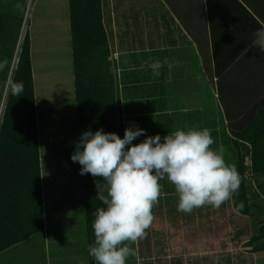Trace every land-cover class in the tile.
Instances as JSON below:
<instances>
[{
  "label": "crops",
  "instance_id": "obj_1",
  "mask_svg": "<svg viewBox=\"0 0 264 264\" xmlns=\"http://www.w3.org/2000/svg\"><path fill=\"white\" fill-rule=\"evenodd\" d=\"M25 1L18 0L12 3L11 0H4L2 3L0 1V26L7 25L6 22L16 24L11 18L22 20ZM124 2V0L120 1V5L122 6ZM116 7L115 0H101L102 20L109 45L111 69L114 74L115 100L121 137L125 127L133 124L145 129L147 132L144 135H154L155 129L162 128V138L168 131L207 128L213 140L209 147L215 151L222 150L221 143L226 141L222 134L224 132L228 137L229 132L225 128L226 115L221 102L222 95L218 92L217 80L222 86L221 89L226 90L225 96L229 97V101L233 98V101L238 104L242 94L255 96V100L250 104V110H257L258 90L256 89L261 88L264 94V52H259L252 47V39L254 33L264 27V24L258 20L256 14L243 0H192V3L191 0H141L136 22L138 26L144 27V35L140 38L142 45L136 48L124 44L120 39ZM193 8H196L194 20L200 21L205 31L204 36L206 35L211 61L212 82L204 73L200 53L189 32L192 25ZM246 19L249 23L243 22ZM131 27L133 23H130L126 30L124 28L122 30L126 32ZM40 32H44L42 27ZM32 34L28 31L44 225L38 233L0 252V259L4 252H11V257L2 259L0 264H18L16 260L22 257V253L28 254L25 264H88L85 228L84 232H79L74 240L67 239L63 235L58 236V234L53 236L47 229L46 210L48 205H52L51 200L53 199L48 198L50 189L48 182L55 179V184L62 185L60 189L64 185L67 187L62 197H57L60 204L55 206V210L64 207V222L67 213L82 216V208L80 210L75 208L76 201L80 202L78 197L81 193L78 183H81V176L79 163L70 159L74 148L73 142L77 140L73 88L68 91L70 86L63 80H58V84L54 86L59 85L62 88L58 93L61 95L63 111L53 104V90H44L45 88L40 86L41 92L39 93L38 81L33 70L32 54L37 48L42 49L45 55L46 53L50 55L52 41L44 36L47 34L45 32L43 33L45 39L39 38L38 47ZM62 40L63 44L60 45L63 53V67L67 73L70 71L72 74L69 34L66 36L64 33ZM243 42L249 45L245 49H242ZM57 48L56 46L54 51ZM2 56L3 53L0 52V57ZM51 59H49L50 62ZM60 59L57 54L54 61H60ZM46 93L47 99L43 98ZM45 110L54 113L47 114L46 119L43 120L40 114ZM245 118L244 116L243 119ZM150 127L153 128L152 131L149 130ZM144 135L135 138L132 143L142 141ZM57 163L67 165L64 169L71 173V181L60 174ZM47 164L50 168L43 174ZM56 168H58V173ZM48 172L50 176H47ZM76 177L79 181L75 179ZM47 185L49 188L46 190ZM163 185L164 187L160 188V194L166 196L168 192L175 191L171 183L165 182ZM63 240L68 241L63 243ZM60 241L63 243L59 244L61 246L56 245L51 249L53 243L58 244ZM125 243L135 249V255L129 256L126 264H147L145 246L140 248L138 240ZM34 250H41V255L37 259L29 256ZM168 250H170L169 247L159 258H156L157 255L150 257L149 264L167 263L169 260L165 251ZM170 262L173 264V260Z\"/></svg>",
  "mask_w": 264,
  "mask_h": 264
},
{
  "label": "trees",
  "instance_id": "obj_2",
  "mask_svg": "<svg viewBox=\"0 0 264 264\" xmlns=\"http://www.w3.org/2000/svg\"><path fill=\"white\" fill-rule=\"evenodd\" d=\"M243 1L264 24V0ZM67 5L77 139L80 133L88 128L92 131L102 128L105 132H115L121 136L115 100L114 74L102 20L101 0H67ZM195 13L196 8H193L189 32L200 53L204 73L212 82L206 35L204 36L205 31L201 22L194 20ZM3 16L11 18L8 15ZM11 19L16 24L6 22L7 25L0 26V52L3 53L0 59H6L9 62L7 68L0 71V99L22 21L16 18ZM248 46L247 42H243L242 49ZM10 80L22 81L24 89L19 97L12 95L6 89L0 117V252L38 233L44 225L28 33L24 35L21 42ZM217 85L225 109V128L229 132L228 137L223 132L222 135L226 141L221 145L234 153L235 161L232 166L235 167L240 179L237 191L229 196V200L233 212L247 217L251 213V199L248 195L246 177L248 175L252 178L255 175L264 174V94L261 88L256 89L258 90L257 110L251 111L250 104L255 100V96L242 94L237 104L233 98L229 101V97L225 96L226 90L221 89L222 86L219 85L218 80ZM244 116L245 119H243ZM80 176L88 264H95L93 258L88 255V246L94 241L93 214L96 208L101 206V202L95 198V180L101 182V179L88 173L80 174ZM257 187L261 192L264 191L261 184ZM257 223L258 233L249 236L246 240V244L251 246V249L247 251L253 254L264 251V222L262 219H257Z\"/></svg>",
  "mask_w": 264,
  "mask_h": 264
},
{
  "label": "clouds",
  "instance_id": "obj_3",
  "mask_svg": "<svg viewBox=\"0 0 264 264\" xmlns=\"http://www.w3.org/2000/svg\"><path fill=\"white\" fill-rule=\"evenodd\" d=\"M23 28L21 21L20 36ZM20 45L16 43L4 83L0 117L6 89L18 97L24 89L22 81L10 80ZM252 47L264 52V27L254 33ZM8 63L0 59V71ZM145 132L134 124L125 127L122 137L102 128H88L73 142L70 159L81 166L79 173L101 179L95 180V198L101 206L93 214L94 241L88 246L95 264H126V259L135 255V249L125 242H135L147 234L153 220L151 210L160 195V180L167 178L174 186L177 211L185 213L203 205L219 207L238 189L235 167L209 147L213 140L207 128L168 131L163 138L159 133ZM141 135L144 139L133 144Z\"/></svg>",
  "mask_w": 264,
  "mask_h": 264
},
{
  "label": "rangeland",
  "instance_id": "obj_4",
  "mask_svg": "<svg viewBox=\"0 0 264 264\" xmlns=\"http://www.w3.org/2000/svg\"><path fill=\"white\" fill-rule=\"evenodd\" d=\"M0 1L2 3L4 0ZM13 1L17 2L18 0H11V3ZM115 1L117 2V7L115 8L116 21L118 24L117 28L120 30L118 32L121 41L130 47H140L142 45L140 38L144 35V27L138 26L136 20L138 19L137 13L141 7V0H124L125 2L122 6L120 5V1L122 0ZM61 7L63 8L60 9ZM57 10L59 11L57 12ZM22 22L24 28L21 31V36L18 32L19 39L17 36L16 43L19 42L21 44L24 35L28 33V31L33 33L32 36L37 41V46L40 44L39 38L44 40V36L52 41L50 45L52 52L50 55L47 53L45 55L42 49L35 48L33 50V70L36 80L38 81L37 86L39 93L41 92L40 86H43L45 88L44 90H53V104H56V106L63 111V104L60 100L61 95L58 93L62 88L59 85L56 87L54 86L58 84V80H63L64 82H68L70 86L68 91L73 88L72 74L70 71L67 73V70L65 71V67H63V53L60 45L63 44V34L65 33L66 36L69 34L67 0H26ZM130 23H133V27L128 28L126 33L122 29L124 28L126 30L127 26H130ZM41 27L44 31L42 33L40 32ZM45 32L47 34L43 36ZM65 43L67 49V42L65 41ZM56 46L58 48L54 51ZM57 54H59V58H61L60 61H54ZM50 58H52L51 62L49 61ZM43 80H45V82ZM60 84H62V82ZM46 95L47 93L43 98L47 99ZM1 100L2 98L0 102ZM44 106L46 107L47 105ZM51 113L54 112L45 110L40 114V118L45 120L47 114L50 115ZM155 121L159 122V120ZM152 129V127L149 128L150 131H152ZM149 130L148 134L150 133ZM154 131L155 134L159 133L162 135V128H157ZM242 151L244 152V150ZM217 152L222 155L226 164L230 166L233 165L235 156L232 151L223 146L222 150H218ZM56 166L59 167L60 174L65 176V179L71 181V173L68 172L69 170L64 169L67 165L64 163H57ZM49 168L50 165L47 164L45 170H43V174H45ZM56 169L58 173V168ZM48 175L49 172L47 176ZM75 179L79 181L78 177ZM165 182L170 184L167 178L159 181L161 188L164 187L163 184ZM246 184L248 187V195L251 199V213L247 217L237 215L233 212L229 198L222 202L219 207L203 205L194 208L190 213H185L177 211L176 204L178 196L175 191L168 192L166 196L165 194H160L151 210L153 224L151 223L146 229L147 234L145 237L143 239H138L140 248L144 246L146 248V263L149 264V262H151L150 257L154 255H157L156 258H159L163 251L169 247L170 250L165 251L169 261L164 264H169L172 260L173 264H187V262L189 264H264V251L253 254L247 251L251 249V246L246 244V240L249 236L258 233L257 219H262L264 222V191L261 192L257 187L258 184L264 187V174L255 175L252 178L247 175ZM48 185L50 186L48 198H50V200L53 199L51 200L52 205H48L46 210L47 229L53 236H55L54 234H58V236L63 235L67 239L74 240L79 232H84L81 183H78L81 193L78 197L80 202L76 201L75 208L79 210L82 208V216L78 217L75 213H67V218L64 219V222V207L55 210V206L60 204V200H58L57 197H62L67 187L64 185L60 189L62 185L55 184V179L49 181ZM48 185L45 188L46 190L49 188ZM168 187L169 189L171 188L169 185ZM55 218L56 222H54ZM67 241L68 240H63V243ZM63 243L61 241L58 244L53 243L51 249ZM51 252L53 251L51 250ZM40 255L41 250H34L33 253L29 254L33 259H37ZM10 257L11 252L8 251L1 255L2 259ZM2 259H0V261ZM27 259L28 254L22 253V257L18 258L16 262L18 264H25ZM2 263H4V261Z\"/></svg>",
  "mask_w": 264,
  "mask_h": 264
}]
</instances>
